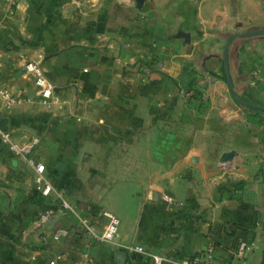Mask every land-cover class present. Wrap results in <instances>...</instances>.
<instances>
[{"label":"crops","instance_id":"1","mask_svg":"<svg viewBox=\"0 0 264 264\" xmlns=\"http://www.w3.org/2000/svg\"><path fill=\"white\" fill-rule=\"evenodd\" d=\"M255 27L264 0H0V90L15 97L0 95V128L34 141L53 187L41 194L0 140V264H116L117 250L154 264L124 246L179 261L208 242L213 262L264 264V130L240 114L220 59L229 34ZM262 53L264 33L230 40L234 91L245 77L232 70ZM28 61L55 100L39 99ZM102 210L121 245L82 232L78 216L100 230Z\"/></svg>","mask_w":264,"mask_h":264},{"label":"built area","instance_id":"2","mask_svg":"<svg viewBox=\"0 0 264 264\" xmlns=\"http://www.w3.org/2000/svg\"><path fill=\"white\" fill-rule=\"evenodd\" d=\"M3 1L9 9H13L16 7L19 0H1ZM24 70L28 72L30 79L34 86L36 87V91L38 93L39 99L42 101L46 100H55L57 98L52 84L46 79L41 68L35 62L28 61L24 63ZM0 95L4 98L5 103L8 104L15 100V97L12 96L10 92L6 89L0 90ZM0 140L5 142L7 148L14 153L15 155L22 158L28 165H30L33 169L32 171V183L34 187L39 190L41 194H49L53 191L52 184L50 180L45 176L44 164L40 161H34L30 157L31 147L34 141L27 143H17L13 141L10 137V130L1 129L0 128ZM61 208L67 209L68 211L75 214V211L64 201L61 202ZM106 220L103 227L100 230H96L94 225L88 221L86 217L78 216V221L81 227L82 232L88 237V239L98 240V241H106L111 242L117 245H121L118 242V217L108 210H102L101 212ZM53 214L52 208L44 209L38 213V223L45 222L50 215ZM67 233L64 228H57L53 231L52 237L54 239L59 236L65 235ZM244 246L243 241H239L237 244V249L241 250ZM129 250H134L140 253H146L152 257V261L154 264H161L164 261L172 262L175 264H226L220 262L212 261V250H213V242H208L206 246L199 250L198 252L192 253L184 257L182 260H173L164 256H158L154 254L147 253L143 250L140 245H128L124 246ZM53 261L49 260L48 264H52ZM116 264H132L129 261L124 260L121 263Z\"/></svg>","mask_w":264,"mask_h":264},{"label":"rangeland","instance_id":"3","mask_svg":"<svg viewBox=\"0 0 264 264\" xmlns=\"http://www.w3.org/2000/svg\"><path fill=\"white\" fill-rule=\"evenodd\" d=\"M256 57L258 60L253 68L240 66L241 69L232 70L235 79L240 75L245 77L244 80H235V91L234 88L232 89L238 97L264 106V53H262V56L257 55ZM238 106H240V114H244L246 121L252 120L258 123L264 130V110Z\"/></svg>","mask_w":264,"mask_h":264},{"label":"water","instance_id":"4","mask_svg":"<svg viewBox=\"0 0 264 264\" xmlns=\"http://www.w3.org/2000/svg\"><path fill=\"white\" fill-rule=\"evenodd\" d=\"M264 33V27H255V28H250V29H247V30H243V31H237V32H232L231 34H229L225 41H224V44L222 46V50H221V55H220V59H221V62H222V67H223V72H224V76H225V80H226V84H227V87H228V90H229V93L230 95L232 96V98L234 100H236L237 102L241 103V104H246V105H250V106H255V107H259L261 109L264 110V106L260 105V104H257V103H254V102H251V101H248V100H244L240 97H238L234 92H233V89H232V84H231V80H230V75H229V72H228V69H227V66H226V61H225V53H226V48L230 42V40L233 38V37H236V36H248V35H253V34H262ZM222 156L224 158H230L231 156V152H224L222 154ZM262 169H263V185H264V161H263V165H262ZM114 258L116 260V263H121L124 261L123 259V253L122 251L120 250H117L115 251L114 253Z\"/></svg>","mask_w":264,"mask_h":264},{"label":"trees","instance_id":"5","mask_svg":"<svg viewBox=\"0 0 264 264\" xmlns=\"http://www.w3.org/2000/svg\"><path fill=\"white\" fill-rule=\"evenodd\" d=\"M254 103H255V102H254ZM257 104H258V103H257ZM242 105L247 106V107H250V108L255 109V110H263V109H261V108H259V107H255V106H250V105H246V104H242Z\"/></svg>","mask_w":264,"mask_h":264}]
</instances>
